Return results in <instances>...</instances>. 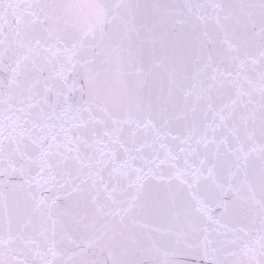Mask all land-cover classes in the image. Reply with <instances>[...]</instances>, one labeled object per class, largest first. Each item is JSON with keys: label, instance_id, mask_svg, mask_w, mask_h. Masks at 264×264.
<instances>
[{"label": "snow or ice", "instance_id": "obj_1", "mask_svg": "<svg viewBox=\"0 0 264 264\" xmlns=\"http://www.w3.org/2000/svg\"><path fill=\"white\" fill-rule=\"evenodd\" d=\"M0 264H264V0H0Z\"/></svg>", "mask_w": 264, "mask_h": 264}]
</instances>
